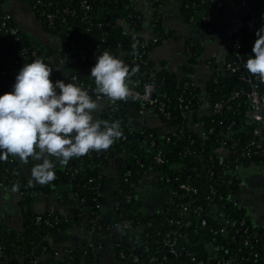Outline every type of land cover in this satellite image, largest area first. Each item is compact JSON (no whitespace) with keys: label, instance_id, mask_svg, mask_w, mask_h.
Here are the masks:
<instances>
[{"label":"trees","instance_id":"obj_1","mask_svg":"<svg viewBox=\"0 0 264 264\" xmlns=\"http://www.w3.org/2000/svg\"><path fill=\"white\" fill-rule=\"evenodd\" d=\"M34 17L41 23L44 31L56 37L62 46V51L69 54V64L79 78L80 84L89 85L91 94L95 96V83L91 69L96 63L94 52L107 50L122 60L131 68L139 66V73L133 77L131 87L152 84L155 88V98L164 102L165 112L153 111L158 122L157 126L143 127L132 130L126 126L122 110L127 103L119 104L117 110H107L100 119L119 121L123 138L118 140L109 150L92 151L89 155L73 159L63 171H55V180L42 185H30L19 173L17 163L13 157L7 161L0 160V184L13 189L18 185L20 193L19 206L21 209L22 227L13 229L0 224V264H97L99 251L111 239L112 251L117 264H141L144 258L164 256L166 264H191L190 257L178 253L170 255L165 250V240H170L167 234L176 229L184 236L179 240L181 246H186V240L198 242L200 239H210L213 228H219L221 223L214 218L215 212L207 198L215 197L218 210L230 220L226 236L216 237V246H222V254L233 257L238 254L245 256L250 251L259 252V264L264 263V237L244 248L240 232H236L235 222L243 221L250 232H261L264 222L255 226L251 217L244 213L236 203V195L241 191L239 186L241 177L252 173V164H260L264 158L255 153L253 148L249 157L236 159L240 151L255 137L256 126L248 125L246 112L248 104L246 98L230 101L219 114L208 112L201 114L199 106L204 104L211 108L216 102L225 104L226 98L238 90L246 88L238 80L239 74L221 71L228 62L236 61L232 52L225 58L222 67L215 60H208L211 72L205 86L204 95L192 84L194 66L200 55V47L194 40H187L186 46L190 56L187 63L180 67L181 77L168 71L164 67L159 69L150 59V52L163 41L173 36L162 29L159 9L168 0H27ZM83 1L90 6L88 11L81 7ZM136 1H147L152 4L153 16L158 18L152 27V38L141 36L144 28L143 15L135 10ZM180 12L188 22L198 28L206 29L201 21L203 17L213 19L215 3L218 0H177ZM223 9L218 10L216 24L220 27L211 34L225 32V12L239 0H222ZM64 11H75V16ZM6 13L0 6V15ZM53 16L50 24L47 17ZM193 17V20H191ZM251 26L233 29L230 39L241 46V61L246 62L252 53L251 43L257 39L253 26L260 29L259 23L250 15ZM101 24V27H98ZM17 28L12 21L6 26L0 23V95L12 91L16 75L25 63L40 58L45 61V47L19 30L16 37H9V29ZM18 29V28H17ZM254 33V34H253ZM133 44L136 52L133 55ZM35 53V56L32 54ZM24 56V58H23ZM53 81L66 80L54 69L50 77ZM259 90L264 92V82L260 81ZM181 98L182 101H179ZM133 103V101L128 102ZM183 105L190 110L185 114ZM109 109V108H108ZM194 123L202 124V132L192 130ZM211 131V132H210ZM231 131V133H229ZM260 138V136L258 137ZM236 143V151L229 153L223 160L218 150L223 144L230 147ZM187 153L185 154V152ZM160 154L162 162L156 163L154 157ZM127 156V158L125 157ZM123 160L119 175V185L116 194L111 198L114 208L103 213L104 206L110 202L103 195L104 177L101 175L103 167L113 158ZM239 171H235V165ZM146 174L157 178L159 185L168 192L177 189L180 183L187 184L193 193L180 191L164 204L158 217L146 214L141 210L142 199L138 190L140 181ZM168 180V182H166ZM57 184L69 185L75 197V207L66 215L57 212L37 214L33 209V201L39 196L50 195ZM215 195L211 194V190ZM127 196L131 202L126 203ZM222 198V200H220ZM100 203L102 210L90 209L91 205ZM187 210L181 213L180 207ZM201 210L198 211L197 208ZM168 211L167 216L163 213ZM89 212L90 217L85 213ZM41 220L37 221L36 218ZM206 220L207 225L202 228L200 222ZM50 223V225L46 224ZM128 223L126 231L114 232L115 226L122 227ZM172 222V223H170ZM187 222L189 226H185ZM80 228L90 233L88 245L82 242L73 232ZM141 228L139 244L132 246L129 234ZM56 245H62L65 256L55 257ZM46 248L45 251L43 249ZM137 256L140 262L133 263Z\"/></svg>","mask_w":264,"mask_h":264},{"label":"clouds","instance_id":"obj_2","mask_svg":"<svg viewBox=\"0 0 264 264\" xmlns=\"http://www.w3.org/2000/svg\"><path fill=\"white\" fill-rule=\"evenodd\" d=\"M244 67L264 82V27ZM133 55L136 44H133ZM54 68L43 59L25 63L15 77L12 91L0 95V160L18 158L31 168L33 179L41 184L55 180L56 162L67 166L92 151L109 150L123 138L119 121L94 119L102 109L100 98L115 105L137 101L141 95L130 86L139 66L129 67L122 59L104 50L96 57L90 76L94 80L93 99L82 85L53 81ZM152 85H145L143 98L151 97ZM18 191V185L13 186Z\"/></svg>","mask_w":264,"mask_h":264},{"label":"crops","instance_id":"obj_3","mask_svg":"<svg viewBox=\"0 0 264 264\" xmlns=\"http://www.w3.org/2000/svg\"><path fill=\"white\" fill-rule=\"evenodd\" d=\"M23 1L24 0H4L3 6L6 12H8L12 16L13 22L15 23L17 28L22 31L23 34L28 36L31 40L41 43L45 47V62L49 63L54 69H56V71H58L62 77L63 75L68 77L67 79L63 77L66 82H68L73 74L69 73L68 71L63 73L62 70L65 66H70V64L68 63L70 55L64 53L62 51V48L59 49L56 47L52 39L55 38L59 43L60 41L56 37L53 38V36L47 34L44 31L41 23L32 14L29 5L24 4ZM151 6L152 4L147 1H136L134 3L135 10L139 11L144 17L145 22L143 31L141 32V36L145 39L152 38L153 36L150 20L154 12ZM254 7V3L250 4L248 0L247 4L244 2V0H239V3L231 5L228 9V11L233 12V15L231 19L226 18V20H231L233 21V24H235L240 16L250 15L257 21L253 13V11H255ZM159 13L162 29L167 33L173 34V36L163 41L157 47L153 48L150 52V59L159 69L164 67L168 71L173 72L181 77L182 75L179 69L187 63L188 57L190 55H188L187 52L186 57V51H182L177 42L180 41V39H182L184 36H186V39L194 40L201 48V51L200 55H198L197 57V63L199 62V65L196 67L197 63L195 64L194 73L191 78L192 83L201 91L202 95H204L206 82L211 74L206 61L208 59H213L216 61V58H218L217 60H221V66H219L222 67L226 56L232 53V47L229 46V34L227 33V30H225V32L221 34L220 38L216 40L215 35L207 33L205 30L198 28L192 24L189 25L187 19L183 17L180 12V4L177 0H168L163 6H161V8L159 9ZM199 38L203 39L199 40ZM185 40L183 45L186 48L187 46L185 44ZM103 51L104 50H96L94 52V56L97 57ZM201 55L204 56V59L200 61ZM119 57L120 59H122V55ZM70 67L73 68L72 66ZM99 102L102 105V109L97 113H94V119H100V117L107 112L109 107L106 100H100ZM139 107L140 116H137L134 112L123 113L122 110L126 126H128L132 130H139L143 127L149 126H157L158 122L154 116L153 111L151 109L143 108L142 106ZM192 129H194V131L198 133H201L203 131L202 128L198 125H193ZM13 159L17 163L19 173L26 179V181L30 185H42L41 183L35 181L31 175V168L36 162L29 161L27 164H25L18 158L13 157ZM118 159L119 158L116 157L113 158L112 161L115 160L114 163L111 161V163L103 167V195L107 197L110 202L106 207L104 206L102 210L103 213L110 212V210L114 208V205L111 203V198L114 196V194H116V190L119 185V178L117 177L118 171L115 169ZM66 167L67 166L60 165L59 162H56L55 171H63ZM251 174H254V172L249 173V175ZM249 175L247 174L244 176ZM241 189L250 190L251 188H246L242 185ZM138 190L142 199L141 210H143V212L146 214H151L157 217L159 215L158 213L162 212L163 205L168 204V202L170 201V193L165 188L159 185L157 178H155L152 174H146L142 177ZM19 201L20 196L17 191H13V189L9 187L0 186V224L17 230L21 229L23 220L21 217ZM75 205V197L71 193L70 186L62 184H57L52 194L48 196L39 195L33 201V209L37 214L57 212L61 215H66L75 207ZM251 219L255 226H260L264 222V213L261 215L253 214ZM114 232L117 231L115 230ZM73 233L78 235L82 242H85L88 245L91 244L90 233L86 229L80 228L79 231ZM141 233V228L130 232L129 240L132 246L139 244ZM199 243L200 242H192L190 245L196 246ZM62 247L64 246L56 245L55 249L61 250ZM204 249L206 251V255L203 256V258L205 257L209 259L210 257L213 259L215 257V253H211L208 246H205ZM97 264H117L112 251L111 239H109L106 246L101 251H99V261Z\"/></svg>","mask_w":264,"mask_h":264},{"label":"built area","instance_id":"obj_4","mask_svg":"<svg viewBox=\"0 0 264 264\" xmlns=\"http://www.w3.org/2000/svg\"><path fill=\"white\" fill-rule=\"evenodd\" d=\"M210 1L213 2L215 0H210ZM0 6H1V4H0ZM81 7L84 11H88L90 9V6L88 5V3L86 1L82 2ZM221 9H223V2H222V0H218L215 3L214 7L211 8L212 11L214 10L213 19L210 17H203L201 19V21L203 22V24L206 27L205 31L207 33L211 34L213 29H215L217 31L220 29V27H218V26L215 28L214 25L216 24V17L218 16V10H221ZM228 9H227V11H228ZM64 12L70 13L71 16H75V14H76L75 11H64ZM46 17H47L49 23L51 24L53 16L48 15ZM12 20H13L12 16L8 12L0 15V23H1V26H3V27L6 26L7 22H10ZM191 20H193V17H191ZM157 22H158V18L150 20V24L152 25V27H154L157 24ZM235 24H236V27H234L235 30H237L241 27H244V26L245 27L251 26L250 20L249 19L244 20L243 16H240L237 19V22ZM101 26H102L101 24H98V27H101ZM252 28L254 31H256V29H257L256 26H253ZM225 30H227V29H225ZM18 33H19V29L12 27L9 29L8 35H9V37L15 38ZM16 39H17V37H16ZM228 40H229V43L232 47V52L235 54L237 60L233 61V62H228L227 64H225V66L222 68L221 71L228 72L230 74H239L238 80L243 82L244 85L246 86V88H239L238 90L234 91L231 94V96L226 98L225 104L223 102H216L211 106V108L202 104L199 106V111L202 112L201 114H204L205 112H208L211 115L219 114L223 111L224 107H227L229 109L230 106H227L226 104L229 103L230 101L238 100L242 97L246 98L247 104H248V110L246 112L245 122L248 125H255L256 126L255 137L257 136V139H254L253 141L248 143L240 151V154L237 157L235 163H237L239 161V159H242V158L244 159V158L249 157V151L251 148H253L255 150L256 154H258L264 158V109H263L264 92L262 93L259 90L260 80H258L252 74H250L248 72V70L244 67L246 62H244V61L240 62V60H241V56H240L241 46H240V44L236 43L235 41H232L230 39V36H229ZM253 45H254V42L251 43L252 47H253ZM32 55L35 56V53H33ZM69 55H70V53H69ZM23 58H24V56H23ZM68 82H72V83H76L78 85H82L86 90L89 91L90 95H92L89 85L80 84L79 78L77 76V72H76V74H73V76L69 79ZM14 83H15V80H14L12 85H14ZM145 85H152V84L146 83V84H143L139 87H132L136 93H139L141 95V99L137 100V101H133V103H136L142 107L147 106L148 109H151L154 111L156 110V111H159L161 113L165 112L164 102L159 101L155 98V88L154 87L152 90L151 97L147 100H145L143 98V91H144ZM92 96H93V99H97L96 95L95 96L92 95ZM100 100H106L108 102V105H109L108 110L109 111L110 110H117L119 107V104L125 103V102H118L117 104L113 105L107 100V98H100ZM131 101L132 100H130L128 102H131ZM179 101H182L181 98L179 99ZM128 102H127V104H129ZM183 109L185 111V114L190 111L188 109V105H183ZM193 125H198L202 128L201 123H194ZM193 125L191 126V128L193 127ZM192 130L194 131V129H192ZM229 133H231V131ZM259 136H260V138H258ZM233 151H236V143L235 142H232L230 147H226L223 144V146L220 147V149L218 150V155H220L221 160H223L229 153H232ZM186 153H187V151L185 152V154ZM154 159H155V162L158 164L162 162V156L160 154H157L154 157ZM251 168H252L251 170L254 172V174L264 173V160L260 164H252ZM234 170L239 171V166L237 164L235 165ZM166 182H168V180ZM0 186H3V185L0 184ZM239 186L242 187V182H240ZM180 191L185 192L187 194L188 193L195 194V190H193L187 184L180 183L177 185L176 190L169 191L170 200H172V198L174 196H176ZM211 194L212 195L216 194L213 189L211 190ZM19 195H20V193H19ZM236 196H238V195H236ZM207 200L209 201L211 207L213 208V210L215 212L214 218H216L220 221L221 226L219 228H213L210 230L211 235H212L210 237V239H200L199 242L204 241L207 245H212L213 248H211L209 250L211 253H213V252L215 253V257L213 259L210 257H209V259H207L205 257L203 258V256L199 257L196 255H192L188 251V247L192 242L185 239L186 246H184V247L181 246L179 240L183 239L184 236L181 235L180 232L176 229L172 230V232L167 234V237H169L171 239L165 240V242H164L166 252H168V254H170V255H177L178 253L185 254L186 256L190 257L191 264H241V263L259 264L261 262L262 258L260 259V257H259L260 254L257 251H250L245 256H241V254H238L237 256H240L239 262H237L236 259L234 261L233 257H227V256H224L222 254L223 247L222 246H216L215 240H216V237H218V236H222V235L226 236L227 228L229 226H231V222L229 219L226 218V216L222 212H220L218 210V207L215 203V197L209 196L207 198ZM220 200H222V198H220ZM130 202H131V197L127 196L126 203L128 204ZM170 205H171V202H170ZM102 208H103V206L100 203L93 204L90 207V209H92V210L93 209L102 210ZM179 209H180L181 213H184V212H186L187 207L183 205ZM197 210L200 211L201 208L198 207ZM86 213H88L89 217H90V213L89 212H86ZM160 213L161 212H159L158 214L160 215ZM167 213H168V211H165L163 213V215L167 216ZM36 220L40 221L41 218L37 217ZM170 223H172V222H170ZM235 223L238 225V229L236 230V232H238V231L240 232L241 238H242V245L244 248H249L253 243L259 241L258 240L259 237H264V229L261 230V232H250L248 230V228L245 227V223L243 221H239V222H235ZM46 224L50 225V223H48V222H46ZM189 225H190L189 222H187V224H185V226H189ZM206 225H207L206 220L202 219L200 222V226L202 228H204ZM128 228H129V225H128V223L125 222V223H123L122 227L117 225V226H115L114 229L117 232H122V231L124 232ZM89 232H91V231H89ZM195 243H197V241ZM45 250H46V248L43 249V251H45ZM64 253L65 252L60 253V250H58L55 252V257L65 256ZM262 255L264 257V250L262 252ZM132 262L138 263V262H140V259L137 256H135L133 258ZM141 264H166V257L156 256V257L144 258V260L141 261Z\"/></svg>","mask_w":264,"mask_h":264},{"label":"water","instance_id":"obj_5","mask_svg":"<svg viewBox=\"0 0 264 264\" xmlns=\"http://www.w3.org/2000/svg\"><path fill=\"white\" fill-rule=\"evenodd\" d=\"M248 1L250 2V4L254 3V5H255V7H254L255 11H253L254 16L257 19V21L259 22L260 28L264 27V0H248ZM3 2H4V0H0V3L2 5L4 11H6L4 6H3ZM244 2L247 4V0H244ZM232 15H233V12H231V11L225 12V14H224L225 18H227V19H229V18L231 19ZM234 27H236V24H232L231 27L227 28V33L229 35L231 34V31H232V29ZM229 46L231 47L230 43H229ZM62 71H63V73L68 71L71 74H76V70L74 68H71L68 65L65 66ZM63 77L65 79L68 78L65 75H63ZM143 108H147L148 109L147 106H144ZM139 109H140L139 105L136 104V103H133V104L126 105L124 107V109H123V113L134 112V113H136L137 116H140V110ZM111 161L112 160H109V163H111ZM112 162L114 163L115 160H113ZM122 163L123 162L120 159H118L117 162H116L117 165H116L115 169L118 171V173H117V177L118 178H119V175H120V169H121ZM103 169H102V172H101L102 176L104 175L103 174ZM241 182H242L243 187H246V188H251V189L264 188V173H257V174H251L249 176H243L241 178ZM168 204H170V202H168ZM85 216L88 218L89 214L85 213ZM205 246H208L209 249L213 248L212 245H207L204 241H200V243L198 245H196V246H191L190 245L188 247V251L192 255L205 256L206 255V251L204 249ZM236 261L237 262L240 261V256H237ZM241 264H248V263H241Z\"/></svg>","mask_w":264,"mask_h":264},{"label":"flooded vegetation","instance_id":"obj_6","mask_svg":"<svg viewBox=\"0 0 264 264\" xmlns=\"http://www.w3.org/2000/svg\"><path fill=\"white\" fill-rule=\"evenodd\" d=\"M233 24V21L226 20L224 28L227 29ZM236 203L244 210V213L249 217L253 214L264 213V188L260 189H241L236 197ZM199 242V241H198Z\"/></svg>","mask_w":264,"mask_h":264},{"label":"rangeland","instance_id":"obj_7","mask_svg":"<svg viewBox=\"0 0 264 264\" xmlns=\"http://www.w3.org/2000/svg\"><path fill=\"white\" fill-rule=\"evenodd\" d=\"M23 3L26 4V5H28V1H27V0H24ZM188 24H189V25L192 24V25L196 26V25H195L194 23H192V22H188ZM196 27H197V26H196ZM203 32H204V31H203ZM206 36H207V35H206ZM215 36H216V40H217V39L220 38L221 34H215ZM53 38H54V36H53ZM182 39H183V40H182ZM182 39H180V41H178L177 43H178V45L180 46V49H181L182 51H183V50L186 51V57H187V52H188V55H190V53H189L188 48H187V47L185 48L184 45H183V44H184V40L186 39V36H184ZM200 39H203V38H199V40H200ZM187 40H191V39H186V40H185V44H186V41H187ZM52 41L54 42V44L56 45L57 48H59V49L62 48L61 43H59L55 38L52 39ZM52 41H50V42H52ZM213 41H214V40H213ZM48 42H49V40H48ZM177 49H179V48H177ZM200 58H201V59H200ZM200 58H199V59H200V61H201V60L204 59V56L201 55ZM217 59H218V58H216V61H215V62H216L218 65L221 66V60H217ZM208 60H210V59H208ZM208 60H207V61H208ZM204 61H205V60H204ZM207 61H206V64L208 63ZM198 65H199V62L196 64V67H197Z\"/></svg>","mask_w":264,"mask_h":264}]
</instances>
